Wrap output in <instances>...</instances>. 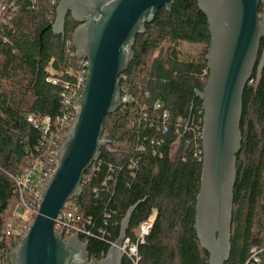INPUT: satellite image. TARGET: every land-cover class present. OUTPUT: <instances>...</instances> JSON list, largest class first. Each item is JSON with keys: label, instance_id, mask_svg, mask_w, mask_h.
I'll use <instances>...</instances> for the list:
<instances>
[{"label": "trees", "instance_id": "1", "mask_svg": "<svg viewBox=\"0 0 264 264\" xmlns=\"http://www.w3.org/2000/svg\"><path fill=\"white\" fill-rule=\"evenodd\" d=\"M9 1L17 9L8 10L4 20L0 12V255L20 242L7 230L19 201L9 174L29 162H46L49 149L62 147L64 136L59 145L52 144L39 123L45 116L63 115L62 94L76 83L80 70L71 44L77 23L68 14L63 36L51 31L59 0H3ZM258 14H264V0ZM209 41L206 18L196 0H174L136 36L134 58L119 76L121 94L133 100L106 115L101 139L108 143L83 173L81 195L64 206L76 208L79 223L89 232L81 239L85 238L90 261L105 256L134 207L127 236L134 235L144 220L152 221L138 248L140 264H208L195 234L194 207L202 168V111L195 91L202 90L208 76ZM182 42L199 45L198 53L182 57ZM262 48L263 41L259 59ZM258 65L242 96L231 252L225 264H244L251 246L264 245V66L258 73ZM157 103L159 110L153 106ZM161 109L169 114L167 133L160 129ZM29 116L37 124L28 121ZM177 118L183 120L179 132ZM51 131L60 130L51 125Z\"/></svg>", "mask_w": 264, "mask_h": 264}, {"label": "water", "instance_id": "2", "mask_svg": "<svg viewBox=\"0 0 264 264\" xmlns=\"http://www.w3.org/2000/svg\"><path fill=\"white\" fill-rule=\"evenodd\" d=\"M174 0H59L51 31L63 36L70 14L77 23L71 44L88 60L84 89L76 100L72 126L55 155L42 199L27 233L11 250L10 264H121L119 247L134 207L120 223L119 236L99 261L89 260L87 245L72 234L63 240L53 228L65 204L82 193V174L100 157L108 141L103 122L122 105L119 76L134 58L133 45L161 8ZM210 32L205 55L208 76L195 95L201 101L202 168L195 199V234L208 264H225L231 252L236 156L241 148L242 96L253 70L264 66V14L260 0H196ZM263 48L260 59V42ZM82 64V62H81Z\"/></svg>", "mask_w": 264, "mask_h": 264}, {"label": "built area", "instance_id": "3", "mask_svg": "<svg viewBox=\"0 0 264 264\" xmlns=\"http://www.w3.org/2000/svg\"><path fill=\"white\" fill-rule=\"evenodd\" d=\"M10 9H17L13 1L4 3L3 0H0V12L2 13V20L5 19V16L7 17L6 12ZM87 72L88 60H80V70L77 74L76 83L67 92H64L62 94L63 104L66 105V111L62 116H57L55 118L45 116L40 120L39 125L41 127V130L44 133V136L48 135L49 133V138L52 140V144L59 145L63 140V136L65 138V135L73 124L77 109L76 100L80 97L84 89ZM50 81H53L55 83L58 82L57 79L53 78H51ZM66 87H69V85L66 84ZM132 100L133 97L130 94H127L125 92L124 94H121L122 104L129 103ZM153 106L154 109L159 110L160 108V105L158 103L154 104ZM142 117L143 119H146L145 114ZM159 118L161 120V132L167 133L170 128V119L168 112L161 109ZM28 121L37 124V120L32 116L28 117ZM182 121L183 120L181 118H177L175 120V124L177 127H175L176 132H179ZM51 125L57 126V129H59L60 131L53 134V132L51 131ZM184 128H187L186 124L184 125ZM137 149L142 150V146H138ZM57 152L58 151H52L49 149L48 153L50 157L46 162H43L42 160L29 162L28 165L25 166L20 172L16 174H9L15 184L18 195L19 201L16 208L20 207V210L23 209L25 213L28 212L33 217H35L42 199V193L46 184V180L55 168V155ZM12 224L13 220L11 217L7 222L8 233H11L12 235H14L13 237L21 241V239L23 238L22 232H20V230H12V227H15V225ZM151 227V219L144 220L138 225L134 235H126L123 239L119 249L121 253H123V259L127 260L128 264H140V255L138 248L140 244H143L145 242ZM53 228L56 233L62 232L61 235L64 241L67 240L72 234H75L79 237L81 242L85 243V238H83V240L81 238L86 237L89 234V232L84 229V227L79 223V216H77L75 207H72L71 210L63 208L62 212L55 218ZM5 242H10V236L5 239ZM12 249V247L8 246V251L3 252V254L0 255V264H10L8 256ZM263 260L264 245H253L249 248L248 256L244 264H261Z\"/></svg>", "mask_w": 264, "mask_h": 264}, {"label": "rangeland", "instance_id": "4", "mask_svg": "<svg viewBox=\"0 0 264 264\" xmlns=\"http://www.w3.org/2000/svg\"><path fill=\"white\" fill-rule=\"evenodd\" d=\"M199 49L200 47L197 44L187 42H182L180 44V50L182 51V57L184 58L194 57L198 53ZM19 208H15L12 216L13 224L15 225V227H12V230H20L24 236L27 233L34 217Z\"/></svg>", "mask_w": 264, "mask_h": 264}, {"label": "flooded vegetation", "instance_id": "5", "mask_svg": "<svg viewBox=\"0 0 264 264\" xmlns=\"http://www.w3.org/2000/svg\"><path fill=\"white\" fill-rule=\"evenodd\" d=\"M100 260V259H99ZM99 260H97V261H99ZM121 264H123V261L121 262Z\"/></svg>", "mask_w": 264, "mask_h": 264}]
</instances>
